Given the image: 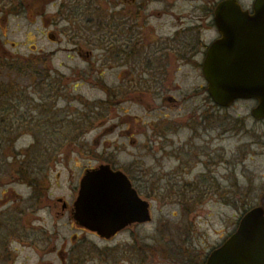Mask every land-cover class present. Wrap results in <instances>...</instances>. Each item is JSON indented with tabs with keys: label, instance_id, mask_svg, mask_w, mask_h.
Masks as SVG:
<instances>
[{
	"label": "flooded vegetation",
	"instance_id": "af4514ba",
	"mask_svg": "<svg viewBox=\"0 0 264 264\" xmlns=\"http://www.w3.org/2000/svg\"><path fill=\"white\" fill-rule=\"evenodd\" d=\"M227 1L232 5L237 3L243 13L252 15L255 12L257 0H38L43 36L57 45H62V38L66 36L72 48L60 46L50 50L45 46L40 50L39 58H17L13 61L37 60L44 66V73L40 76L45 83L46 61H52L58 52L65 50L90 63L93 55L91 38L97 37L105 47L104 56L118 63L122 80L121 104L133 102L140 108L164 114L166 110L186 108L187 100L198 101L191 110L193 113H188L187 121L167 123V132L180 128L190 130L189 142L183 149L189 157L186 160L180 158L179 148L171 153L178 157L179 166L172 172L170 180L180 179L179 183L174 180L169 185L155 186L170 196L185 199L178 202L189 215L201 209L215 194H212L211 187L197 184L196 179L193 182L182 179L180 174L185 177L198 165L205 168L218 165L217 161H210L209 165L201 162V157L207 152L206 146L198 145L196 140L201 139L203 131L212 127V112L215 115L217 111L233 106L223 107L210 96L205 75L209 52L222 39V20L217 13ZM1 11L9 15L7 11ZM84 47L88 49L84 51ZM186 78L194 84L184 90L181 83ZM22 106L0 108L1 121L15 126L35 123L40 135L30 134L29 146L16 153V159L5 162L6 167L0 169V264H28L31 260H36L35 264H56L58 261L60 264H79V258L83 257L78 251L80 237L88 234L105 243L101 249L93 247L101 251L98 255L103 256L104 264H121L127 256H134L135 264L157 263L159 251L153 246H141L134 251L128 247L141 239L143 226L152 223L154 214L151 201L143 197L141 187L134 184L131 174L121 170L129 177L138 196L149 203L151 220L129 221L121 229L109 228L106 235L80 225L75 213L81 181L86 172L94 168L85 166L80 169L78 159L73 167L70 166V157L78 151L77 139L45 136L46 133H57L60 124L56 120L59 117L57 108L48 109L41 105V108L26 109ZM161 123L164 124L161 121L153 124ZM167 132L161 128L155 131L156 136ZM166 139L171 143L170 137ZM58 140H62L59 147L55 146ZM36 144L40 145L34 146ZM32 150L41 152L33 155ZM86 152L90 154V148ZM213 152L216 154L215 150ZM190 156L192 161L188 162ZM58 163L64 166L63 171L54 174ZM109 165L120 170L113 164ZM16 186L23 191L15 190ZM227 203L237 208V201L236 204L232 201ZM130 210V214L137 215L136 211ZM239 223L237 215L225 237L220 234L223 241L219 245L202 253L192 249L193 252L185 255L184 264H207L210 255L236 232ZM93 250L86 249L83 254L88 253L90 258ZM165 257L169 259L170 254Z\"/></svg>",
	"mask_w": 264,
	"mask_h": 264
},
{
	"label": "rangeland",
	"instance_id": "374dc122",
	"mask_svg": "<svg viewBox=\"0 0 264 264\" xmlns=\"http://www.w3.org/2000/svg\"><path fill=\"white\" fill-rule=\"evenodd\" d=\"M43 32L38 0H0V101L3 102H0V108L22 105L21 108L26 109L41 108V105L48 109L57 108L59 117L56 120L60 122L57 133H46L45 136L77 139L78 151L69 158L70 166L73 167L78 159L80 169L113 164L131 174L134 184L141 187L143 197L151 201L154 213L152 223L143 226L141 239L128 246L132 251L141 246H153L159 251L157 263L154 261L153 264H184L185 255L193 252L192 249L202 253L219 245L223 241L220 234L225 237L237 215L240 220L245 212L261 204L264 199V120L252 116L255 101L240 100L230 108H223L216 112V120L214 112L210 114L212 127L203 131L196 143L206 146L207 152L201 162L209 165L210 161H217L218 165L206 168L198 165L185 177L180 174V178L190 182L196 179L197 184L211 187L215 196H210L208 203L188 215L186 208L178 202L181 197L170 196L155 186L169 185L174 180L179 183L180 179L170 180L172 172L179 166L178 157L171 153L179 148L180 158L186 160L189 157L183 149L189 142L190 130L180 128L167 132V123L187 121L198 101L187 100L186 108L166 110L164 114L140 108L133 102L121 104L122 80L118 63L104 56L105 47L97 37L91 38L93 55L90 63L65 50L58 52L52 61H46L44 83L40 76L44 73V66L37 60L13 61L39 58L40 50L45 46L50 50L60 46L72 48L66 36L62 38V45H57L47 40ZM87 49L84 47V51ZM21 63H29L27 66H31V71L19 72ZM9 83H13V87ZM193 84L186 78L181 86L185 90ZM5 103L7 106L3 107ZM157 121L164 124H153ZM158 127L167 133L156 136ZM39 130L35 123L15 126L0 119V169L6 167L5 162L15 160L16 153L29 146V135L35 132L39 136ZM61 143L62 140H58L55 146L59 147ZM89 148L90 154L86 152ZM40 152L32 150L33 155ZM63 167L62 164L56 165L54 174L63 171ZM15 190L23 191L17 186ZM226 200L235 204L237 201V208L231 207ZM80 238L78 251L83 257L79 258V264H104L103 256L98 255L101 251L95 249L103 248L105 243L90 234ZM86 249H94V256L90 253L92 257L89 258L88 253L83 254ZM168 254L170 257L166 260ZM135 260L134 256H127L120 263L135 264ZM35 263L36 260H31L28 264Z\"/></svg>",
	"mask_w": 264,
	"mask_h": 264
},
{
	"label": "water",
	"instance_id": "95a60500",
	"mask_svg": "<svg viewBox=\"0 0 264 264\" xmlns=\"http://www.w3.org/2000/svg\"><path fill=\"white\" fill-rule=\"evenodd\" d=\"M217 14L222 39L211 48L205 65L209 93L224 107L237 100H255L252 115L264 120V0H257L252 15L228 1ZM75 219L106 235L109 228L121 229L135 220L148 222L151 215L149 203L138 196L128 176L101 165L82 179ZM207 264H264V199L244 214L236 232Z\"/></svg>",
	"mask_w": 264,
	"mask_h": 264
},
{
	"label": "trees",
	"instance_id": "16d2710c",
	"mask_svg": "<svg viewBox=\"0 0 264 264\" xmlns=\"http://www.w3.org/2000/svg\"><path fill=\"white\" fill-rule=\"evenodd\" d=\"M29 63H21V65H19L18 67H19V69H18V71L19 72H28V71H31V66L29 67V66H27ZM1 90V89H0ZM6 96V95H5ZM3 103V102H2ZM4 106H7V103H5L4 105H3V107Z\"/></svg>",
	"mask_w": 264,
	"mask_h": 264
}]
</instances>
